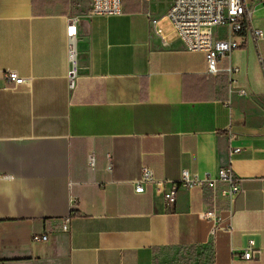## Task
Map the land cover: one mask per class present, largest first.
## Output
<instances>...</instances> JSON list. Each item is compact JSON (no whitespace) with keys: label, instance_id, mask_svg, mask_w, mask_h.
Segmentation results:
<instances>
[{"label":"crops","instance_id":"0c3cea01","mask_svg":"<svg viewBox=\"0 0 264 264\" xmlns=\"http://www.w3.org/2000/svg\"><path fill=\"white\" fill-rule=\"evenodd\" d=\"M246 1L264 28V0ZM122 2L94 15L92 0H0V264H264V39L258 50L239 38L209 74L205 52L188 50L167 17L173 0ZM8 70L29 82L14 87ZM231 133L242 178L232 232L212 237L199 216L209 186L180 187L173 206L169 182L135 191L144 165L169 181L183 169L216 177Z\"/></svg>","mask_w":264,"mask_h":264},{"label":"built area","instance_id":"2783aa9c","mask_svg":"<svg viewBox=\"0 0 264 264\" xmlns=\"http://www.w3.org/2000/svg\"><path fill=\"white\" fill-rule=\"evenodd\" d=\"M264 3V2H263ZM123 9L122 0H92L90 12L94 15H114ZM253 8L246 0H173L167 13L178 37L185 43L190 51H203L206 54L208 64L207 72L217 74L220 71V61L229 56L230 53L244 45L246 35L251 36L259 50V41L264 39V28L255 27L252 21ZM76 17L67 26V36L69 37V59L71 69L69 71V83L71 87L75 85L77 76V57L74 43L76 34ZM153 25L156 19L152 20ZM215 28H225L224 38L216 37ZM157 30L156 28H154ZM259 60L263 64V57L259 51ZM229 72L237 71V68L228 67ZM5 77L9 84L14 87L24 85L29 79L19 75L15 70H8ZM244 92V91H243ZM235 135H229V163L221 167L218 175L213 177L206 173L204 176L191 173L188 169H183L180 179L169 181L168 179H158L154 171L148 165L142 167V175L134 181L135 191L140 193L145 191V185L154 183L159 190H164L169 182L170 188L164 190V196L169 206L176 202L177 192L180 187L192 189L195 187L209 186L212 189L211 206L199 213V216L208 221L210 234L216 237L220 231L232 232L234 230L233 217L235 213V202L237 195L242 191V178L239 177L232 166V155L240 149L232 142ZM89 165L95 168L96 155L89 154ZM112 166L109 164L108 169ZM219 184L223 187L219 188ZM226 200V215H222L218 206V198ZM70 218L65 220L64 229L68 230ZM48 235H34V240H47ZM254 240H250L243 253L244 259H251L254 256Z\"/></svg>","mask_w":264,"mask_h":264},{"label":"rangeland","instance_id":"374dc122","mask_svg":"<svg viewBox=\"0 0 264 264\" xmlns=\"http://www.w3.org/2000/svg\"><path fill=\"white\" fill-rule=\"evenodd\" d=\"M214 32H215V30H214ZM217 34L219 33V34H225V31H218V32H216Z\"/></svg>","mask_w":264,"mask_h":264}]
</instances>
